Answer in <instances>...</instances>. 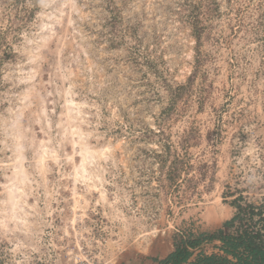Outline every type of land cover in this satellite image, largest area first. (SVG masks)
I'll return each mask as SVG.
<instances>
[{"label":"rangeland","instance_id":"rangeland-1","mask_svg":"<svg viewBox=\"0 0 264 264\" xmlns=\"http://www.w3.org/2000/svg\"><path fill=\"white\" fill-rule=\"evenodd\" d=\"M237 205L258 227L264 0H0V264L220 254Z\"/></svg>","mask_w":264,"mask_h":264},{"label":"trees","instance_id":"trees-1","mask_svg":"<svg viewBox=\"0 0 264 264\" xmlns=\"http://www.w3.org/2000/svg\"><path fill=\"white\" fill-rule=\"evenodd\" d=\"M236 208L234 216L223 226L227 230L235 228L234 233L219 229L210 237L220 243L217 247L220 254L200 253L189 263L192 250L207 237L204 234H189L185 240L174 244L173 252L160 264H264V217L256 221L259 224L257 227L253 217L260 215V211L255 212L252 205H237Z\"/></svg>","mask_w":264,"mask_h":264},{"label":"crops","instance_id":"crops-1","mask_svg":"<svg viewBox=\"0 0 264 264\" xmlns=\"http://www.w3.org/2000/svg\"><path fill=\"white\" fill-rule=\"evenodd\" d=\"M173 251L169 250L165 254L158 257V260L147 259L146 257H138L134 255H126L120 264H160L161 261L166 259ZM196 259V255L193 253L188 262H193Z\"/></svg>","mask_w":264,"mask_h":264},{"label":"bare ground","instance_id":"bare-ground-1","mask_svg":"<svg viewBox=\"0 0 264 264\" xmlns=\"http://www.w3.org/2000/svg\"><path fill=\"white\" fill-rule=\"evenodd\" d=\"M69 102H70L71 105H73V102H72V101H69ZM70 104H69V105H70ZM71 112H73V111H71ZM71 112H70V113H71ZM87 151H88V150H87ZM81 158H83V157H81ZM90 159H91V158H90ZM15 189H16V188H15ZM12 202H13V205H14L13 207H15V205H16V204H15V200H13Z\"/></svg>","mask_w":264,"mask_h":264},{"label":"clouds","instance_id":"clouds-1","mask_svg":"<svg viewBox=\"0 0 264 264\" xmlns=\"http://www.w3.org/2000/svg\"><path fill=\"white\" fill-rule=\"evenodd\" d=\"M63 7H70V5H68V4H65V5H63ZM71 7H73V8H74V5H71Z\"/></svg>","mask_w":264,"mask_h":264},{"label":"built area","instance_id":"built-area-1","mask_svg":"<svg viewBox=\"0 0 264 264\" xmlns=\"http://www.w3.org/2000/svg\"><path fill=\"white\" fill-rule=\"evenodd\" d=\"M106 264H114V263H112V261H108Z\"/></svg>","mask_w":264,"mask_h":264}]
</instances>
